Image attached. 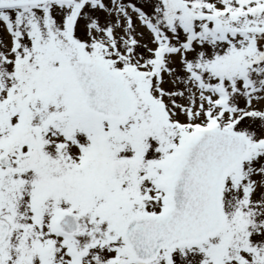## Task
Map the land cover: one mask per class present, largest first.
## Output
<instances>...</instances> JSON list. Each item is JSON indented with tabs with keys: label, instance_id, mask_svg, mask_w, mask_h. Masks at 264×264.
<instances>
[{
	"label": "snow or ice",
	"instance_id": "1",
	"mask_svg": "<svg viewBox=\"0 0 264 264\" xmlns=\"http://www.w3.org/2000/svg\"><path fill=\"white\" fill-rule=\"evenodd\" d=\"M0 264H264V0H0Z\"/></svg>",
	"mask_w": 264,
	"mask_h": 264
}]
</instances>
